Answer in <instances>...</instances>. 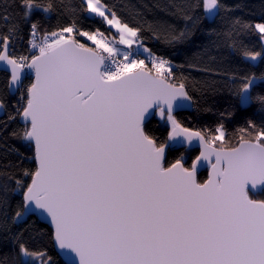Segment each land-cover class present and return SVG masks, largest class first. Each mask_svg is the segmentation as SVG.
<instances>
[{"label":"snow or ice","instance_id":"obj_1","mask_svg":"<svg viewBox=\"0 0 264 264\" xmlns=\"http://www.w3.org/2000/svg\"><path fill=\"white\" fill-rule=\"evenodd\" d=\"M119 7L0 0V138L25 150L13 145L0 169L3 264H264V116L231 131L224 119L189 126L179 113L220 82L190 79L148 45L181 44L201 14L231 9L181 0V29L130 23ZM97 18L116 34L90 26ZM214 32L217 50L264 63V16ZM201 71L226 77L239 106L264 110V76Z\"/></svg>","mask_w":264,"mask_h":264},{"label":"trees","instance_id":"obj_2","mask_svg":"<svg viewBox=\"0 0 264 264\" xmlns=\"http://www.w3.org/2000/svg\"><path fill=\"white\" fill-rule=\"evenodd\" d=\"M64 2L71 6L77 3V0H64ZM101 2H104V0H101ZM107 2L118 4L120 6L119 14L130 23L158 20L171 23L181 29L185 24V21L172 14L174 11L172 5L180 3L181 0H107ZM221 2L231 11H222L219 16L212 19H204L201 14L199 24L192 28L191 35L183 43L169 47L162 41L149 39L148 45L167 54L177 65H183L181 71L190 79L220 82L216 85L218 91L209 92L203 97L198 95V106L191 111L180 112L179 116L185 119L189 126L194 127L200 125L212 126L217 119H224L231 131L239 127L246 118L259 120L264 116V110L260 109L258 104L239 106L236 99L225 87L226 77L206 73L201 69L204 66H210L217 70H227L230 73H255L258 77L264 76V63L259 60L249 62L239 54H234L224 48L217 50L213 47V43L217 40L214 30H223L231 18L238 16L253 23L259 22L264 16V0H221ZM50 23L55 24L56 21L53 19ZM89 24L94 28H100L109 38L115 35V32L113 30L108 31V26L101 23L98 18L89 21ZM244 39L250 47H254L257 51L260 50V42L257 40L256 35L246 36ZM206 50L208 51L206 52ZM210 56H215L216 59L210 60ZM221 57H223V60H221ZM189 63H192L194 67L189 68ZM262 91H264V80L258 81V87L256 88L257 93ZM205 109H211V111H205ZM221 113H223V117H221ZM4 118L2 116L0 120ZM158 120L159 117H154L153 123L156 124ZM13 145L20 148L22 152L25 151L15 141L5 142L0 138V169L9 160L15 161V154L9 151ZM26 154L30 155L31 153ZM199 175L206 178L207 170ZM17 199H19V196L13 197V200ZM39 226L46 227L43 222ZM11 249V243L5 242L3 235L0 234V264H3L5 257L10 255Z\"/></svg>","mask_w":264,"mask_h":264},{"label":"water","instance_id":"obj_3","mask_svg":"<svg viewBox=\"0 0 264 264\" xmlns=\"http://www.w3.org/2000/svg\"><path fill=\"white\" fill-rule=\"evenodd\" d=\"M192 109H193V108H190V109H185V110H182L181 112H184V111H191ZM2 116H3V115H2V114H0V117H2ZM204 171H206V170H204ZM201 172H203V171H201ZM201 172H200V173H201ZM200 173H199V174H200Z\"/></svg>","mask_w":264,"mask_h":264},{"label":"rangeland","instance_id":"obj_4","mask_svg":"<svg viewBox=\"0 0 264 264\" xmlns=\"http://www.w3.org/2000/svg\"><path fill=\"white\" fill-rule=\"evenodd\" d=\"M115 32V29H112ZM116 34V33H115Z\"/></svg>","mask_w":264,"mask_h":264}]
</instances>
